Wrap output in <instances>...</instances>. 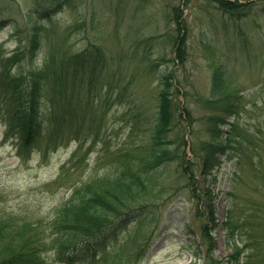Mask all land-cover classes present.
I'll use <instances>...</instances> for the list:
<instances>
[{"label":"rangeland","instance_id":"obj_1","mask_svg":"<svg viewBox=\"0 0 264 264\" xmlns=\"http://www.w3.org/2000/svg\"><path fill=\"white\" fill-rule=\"evenodd\" d=\"M34 2L0 0V55L9 57L27 45L36 30L34 18L29 17ZM62 2L60 9L37 26L43 28V47L33 63L40 60L42 66L50 48L54 51L51 55L59 58L62 51L98 46L103 58L101 75L95 76L98 81L90 86L89 106L79 100L88 98L85 94L76 96L80 102L77 108L90 112L85 124L89 130L81 145L74 140L55 145V140L39 139L30 156H20L18 139L7 136L0 120V215L41 222L48 234L58 207L75 187L117 173L119 157L131 159L130 153L150 142L160 77L169 71L180 88L181 108L190 106L197 119L194 133L190 128L187 133H173L185 134V150L192 158L191 147L206 138L201 120L210 113L201 98L211 96L212 73L220 67L234 74L230 75L235 78L230 80L232 91L243 97L240 125L249 129V140L259 153V158H252L258 173L247 152L242 165L236 163L235 153L232 160L222 157L216 179L196 177V190L199 184L201 192L209 189L217 195L220 227L213 233L217 244L213 257L218 261L227 258L231 252L221 224L230 210L238 207L235 214L242 215L243 205L251 207L243 203L253 198L262 206L258 213H246L257 222L261 214L264 220V0H254L231 16L209 0ZM177 29L186 35L183 64L175 61ZM11 68L27 74L33 65L23 62ZM83 78L89 87L91 77L86 74ZM156 179L155 192L145 199L152 206L126 216V224L105 250L74 264H207L201 240L204 205L192 197L176 162L160 166Z\"/></svg>","mask_w":264,"mask_h":264},{"label":"trees","instance_id":"obj_2","mask_svg":"<svg viewBox=\"0 0 264 264\" xmlns=\"http://www.w3.org/2000/svg\"><path fill=\"white\" fill-rule=\"evenodd\" d=\"M209 1L224 13L236 15L253 4L249 0ZM61 4L62 0H35V9L29 17L34 18L36 30L27 45L9 57L0 55V120L6 126L7 136L18 139L20 156H30L31 148L39 139L55 140V145L74 140L81 145L89 130L85 124L90 112L77 108L80 102L76 96L85 94L88 98L79 100L89 106L90 86L98 81L94 77L101 75L103 58L98 46L81 52L62 51L59 58L51 55L54 51L50 48L41 69L37 64L31 72L23 74L11 68L23 62L34 65L43 47V33H40L43 28L37 26L60 9ZM177 24L179 26L178 21ZM177 30L176 59L183 64L186 35H182V29ZM86 74L91 77L89 87L83 78ZM224 76L222 68L215 69L211 96L201 98L210 113L201 120L205 124L206 138L191 147L192 158H188L185 150V134L173 133L181 130L187 133L188 128L194 133L197 119L190 106L181 108L180 88L169 71L160 77L157 119L150 142L140 145L138 152L130 153L131 159H125L127 161L119 157L117 173L75 187L71 196L58 207L48 234L41 222L0 215V264H49L50 261L74 264L100 253L122 230L126 216L152 206L145 199L155 192L156 171L170 162H176L186 187L192 189V197L205 207L206 222L202 226L201 240L207 264H264V240L260 234L263 216L259 214L261 221L257 222L246 213L247 210L258 213L262 204L249 198L248 204H243H251V207L243 205L242 215L235 214L238 207L230 210L221 225L231 253L218 261L213 257L217 246L213 233L220 227L215 208L217 195L209 189L201 192L199 184L196 190L197 174L216 179L215 172L222 167V157L232 160V153L236 154V163L242 165L249 152L252 168L258 173L257 163L252 160L259 158L258 148L249 140V129L240 125L243 97L232 91ZM175 142L177 145L172 149Z\"/></svg>","mask_w":264,"mask_h":264}]
</instances>
